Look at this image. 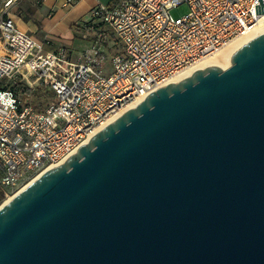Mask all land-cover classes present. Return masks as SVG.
<instances>
[{
	"label": "water",
	"instance_id": "1",
	"mask_svg": "<svg viewBox=\"0 0 264 264\" xmlns=\"http://www.w3.org/2000/svg\"><path fill=\"white\" fill-rule=\"evenodd\" d=\"M148 95L0 206V264H264V32Z\"/></svg>",
	"mask_w": 264,
	"mask_h": 264
},
{
	"label": "built area",
	"instance_id": "2",
	"mask_svg": "<svg viewBox=\"0 0 264 264\" xmlns=\"http://www.w3.org/2000/svg\"><path fill=\"white\" fill-rule=\"evenodd\" d=\"M43 1V0H41ZM0 8V191L12 198L152 92L264 24V0L97 1L73 58ZM66 0L65 4H72ZM186 4L179 18L171 10ZM43 94L36 102L35 92Z\"/></svg>",
	"mask_w": 264,
	"mask_h": 264
},
{
	"label": "crops",
	"instance_id": "3",
	"mask_svg": "<svg viewBox=\"0 0 264 264\" xmlns=\"http://www.w3.org/2000/svg\"><path fill=\"white\" fill-rule=\"evenodd\" d=\"M4 1L0 0V8ZM97 1L99 0H73L72 4H65L66 0H15L10 9V17L18 28L27 31L34 38L44 43L45 49L51 50L65 46L71 52L72 57L77 58L90 44L89 39L84 40L82 38L84 25L78 24L77 20H80L82 16L85 20ZM113 1L106 0L104 3L111 4ZM121 1L113 2L112 5H117ZM18 8H21L23 12L30 10L31 17L28 21L16 16L15 10ZM55 17H57L55 27L52 28L50 22ZM79 35L80 41L83 43L81 47L73 44L74 39L77 40ZM79 47L80 51L76 52Z\"/></svg>",
	"mask_w": 264,
	"mask_h": 264
},
{
	"label": "bare ground",
	"instance_id": "4",
	"mask_svg": "<svg viewBox=\"0 0 264 264\" xmlns=\"http://www.w3.org/2000/svg\"><path fill=\"white\" fill-rule=\"evenodd\" d=\"M264 32V24L258 25L256 28H254L249 34H247L244 37L238 38L234 40L233 42L229 43L228 45L224 46L214 54L206 57L205 59L201 60L199 63L196 65L186 69L185 71L181 72L178 74L172 82H178L181 81L183 78L190 76L194 71L200 70V69H206L207 66L213 65L216 67H219L221 69L227 68L230 63H229V55L230 53L243 46L246 42L251 40L252 38L258 36L259 34ZM11 198H9L7 201L8 202ZM5 204V203H4Z\"/></svg>",
	"mask_w": 264,
	"mask_h": 264
},
{
	"label": "rangeland",
	"instance_id": "5",
	"mask_svg": "<svg viewBox=\"0 0 264 264\" xmlns=\"http://www.w3.org/2000/svg\"><path fill=\"white\" fill-rule=\"evenodd\" d=\"M100 2H102V3H104L106 0H99ZM22 10V9H21ZM26 11H28V10H26ZM189 12V9H188V7H187V5L186 4H183V5H180V6H178V7H176V8H174V9H172L171 10V15L173 16V17H176V18H179V17H182V16H184V15H186L187 13ZM15 14H16V16L17 17H19L18 15H17V10H15ZM88 16V15H87ZM86 16V17H87ZM85 17V18H86ZM20 18V17H19ZM56 19H57V17H55L54 19H53V21H51L50 22V24L52 25L51 27L53 28V27H55L54 26V24H55V21H56ZM83 20H84V16H82L81 18H80V20H77V22H78V24H83L84 22H83ZM56 27H58V26H56ZM58 29V28H57ZM64 37H66L65 35H64ZM79 38H77V40L76 39H74V46H82V42L80 41V35L78 36ZM73 46V47H74ZM72 47V48H73ZM80 47L78 48V50H76V52L77 51H80ZM230 66V65H229ZM228 66V67H229ZM226 69V68H225ZM36 96H35V98H32V102H36L37 101V99L39 98V97H41L42 99H44V97H43V94H40V92L39 91H36L35 93H34ZM5 201H7V199H5V198H1V200H0V206L2 205V204H4V203H6Z\"/></svg>",
	"mask_w": 264,
	"mask_h": 264
},
{
	"label": "trees",
	"instance_id": "6",
	"mask_svg": "<svg viewBox=\"0 0 264 264\" xmlns=\"http://www.w3.org/2000/svg\"><path fill=\"white\" fill-rule=\"evenodd\" d=\"M112 1H113V0H112ZM116 1H119V0H114L113 2L115 3ZM113 2H111L110 5H112ZM17 15H18L20 18H22L23 20H25V21H28L29 18L31 17V16H30V10H28V11H24V12H23V10H21V8H18V10H17ZM1 198H2V194H1V191H0V200H1Z\"/></svg>",
	"mask_w": 264,
	"mask_h": 264
}]
</instances>
